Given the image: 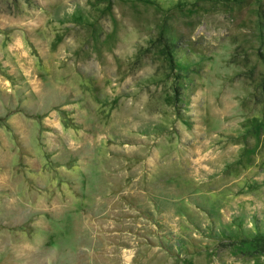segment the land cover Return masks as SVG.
I'll return each mask as SVG.
<instances>
[{"label": "rangeland", "instance_id": "374dc122", "mask_svg": "<svg viewBox=\"0 0 264 264\" xmlns=\"http://www.w3.org/2000/svg\"><path fill=\"white\" fill-rule=\"evenodd\" d=\"M0 264H264V0H0Z\"/></svg>", "mask_w": 264, "mask_h": 264}]
</instances>
